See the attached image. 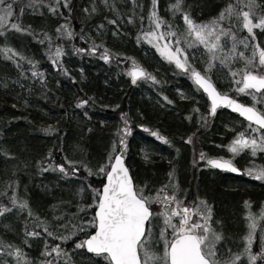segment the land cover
Listing matches in <instances>:
<instances>
[{"label":"trees","instance_id":"obj_1","mask_svg":"<svg viewBox=\"0 0 264 264\" xmlns=\"http://www.w3.org/2000/svg\"><path fill=\"white\" fill-rule=\"evenodd\" d=\"M125 1L117 19L99 0H0L6 20L0 24V218L11 228L5 241L19 264H111L83 250L94 230L84 221L96 209L86 206L98 202L104 184L93 169L111 150L125 153L135 185L151 194L177 174L184 188L214 205L231 241L242 231L243 201L264 198L253 183L245 187L243 179L213 170L196 173L189 164L187 139L199 138L211 157L225 156L219 150L226 129L246 124L224 111L211 118L207 100L183 102L169 91L172 85L197 90L175 69L183 15L206 22L232 2L236 11H253L257 24L264 0ZM149 49L152 56L142 59ZM156 62L167 75L156 76L166 103L154 100L147 83L152 97L143 96L129 76L133 63L152 72ZM203 113L211 119L206 129Z\"/></svg>","mask_w":264,"mask_h":264},{"label":"rangeland","instance_id":"obj_2","mask_svg":"<svg viewBox=\"0 0 264 264\" xmlns=\"http://www.w3.org/2000/svg\"><path fill=\"white\" fill-rule=\"evenodd\" d=\"M228 1L223 0V3ZM99 2L107 12H110L115 18L121 19V9L119 7L125 4V0H99ZM251 15H253V11L249 15L236 11L232 7V2H229L228 7L222 9L220 15L214 17L208 24L204 20L196 22L186 14L183 15L181 20L178 21V28L182 34L179 42L183 37L185 50L181 47L183 52L176 53L180 63L175 64L177 66L175 69L180 71V76L184 79H187L188 75L191 76L192 70L195 69L211 82L216 83L215 80L219 82L226 90L220 91L221 94L228 95L233 91L238 94L239 99L240 97H247L252 100L251 105L254 108L264 111V96H252L250 92L241 88L242 77L247 74L264 75V71L260 66L261 63L258 60L260 54L264 52V40L260 43L255 39V36L260 37V34L263 35L264 39V20L254 24ZM246 16H249V18ZM5 22V19L0 18L1 25H4ZM147 41L152 44L151 39ZM156 49L161 51L159 47H156ZM178 50H180V47ZM148 52L152 51L149 49L141 56L142 59L145 60L147 57L152 56ZM157 62L154 63V68L150 72L151 76L148 75L142 81L134 82V84L140 93L146 92L144 93L146 95L143 96L150 98L152 97L150 96L152 94L151 89L142 86V84L147 83L154 89V94H152L154 100L165 102L168 98L162 96L164 95V85L158 83L156 76L158 73L163 78L167 75L163 72L164 70L162 71L160 65H157ZM132 66L133 68H142L137 63H133ZM167 79L164 80L172 85L171 79ZM150 81L158 85H151ZM169 91L175 95V99L180 101H194L196 104H198L196 101H199L201 104L203 103L199 99L197 90L187 91L172 85ZM156 94L157 96H155ZM193 106L196 107L195 104ZM201 112V110L198 111V113ZM199 118L204 119V129H206L211 121L210 117L203 113ZM122 130L127 132L125 127ZM226 132H229V134L227 140H223L225 145L222 150L230 152L231 155L228 160L233 161V159L239 158L242 162L248 163L245 165L246 170H244V176L247 180L244 182L245 187H251L250 183L264 186V170L257 166L252 167L255 161L264 158V134L254 127L241 126V124L234 128H227ZM244 138L247 139L246 144H243ZM187 142L190 150L189 164L196 173H199L203 170L202 168H206L209 158L201 145H198L199 138H189ZM123 150L126 151V147H123ZM140 153L144 160L149 159V154L146 151L142 150ZM115 154L116 150L109 151L105 164L93 169L97 178L101 179L105 176L106 168L110 167ZM123 155L126 156L124 152ZM165 184L164 187L158 188L154 194L149 193L144 186L139 188L138 196L145 200L155 213L147 230L148 238L139 246L143 264H168L169 241H172L178 231V225L170 216L171 210L173 211L175 207L183 214H185L183 212L184 208H187V221L190 220V222L183 225L182 228L185 232L194 233L199 237L204 255L212 264H264V259L256 258L259 248L264 252V199L259 202H252L248 198L243 202V215L246 217L245 231L241 238L235 237V241H231L223 234L221 225L218 227L217 224H213L214 213L212 207L207 200L201 197L199 192L191 193L189 189L184 188L179 181V176L174 173L167 176ZM90 203L89 206H86L89 209L98 204L97 202L95 204L92 200ZM1 220H3L2 217L0 218V264H19L17 258L11 252L13 246L10 242L5 241L9 237L11 228ZM84 226L94 229L95 218L91 216L85 219ZM240 243H242L243 248L245 247L246 254L242 248L236 251L232 250L238 247ZM24 264L35 263L29 260L28 263L25 262Z\"/></svg>","mask_w":264,"mask_h":264},{"label":"water","instance_id":"obj_3","mask_svg":"<svg viewBox=\"0 0 264 264\" xmlns=\"http://www.w3.org/2000/svg\"><path fill=\"white\" fill-rule=\"evenodd\" d=\"M133 81L144 77V72L134 69ZM193 82L206 95L214 114L217 109L236 114L242 120L264 130V117L255 108L221 94L215 85L201 73L192 75ZM243 88L255 93L264 91V77L248 75L243 78ZM246 140H244V143ZM209 166L223 172L241 176L243 172L233 164L215 159ZM152 211L136 195L133 179L121 154L110 167L101 189L95 210L96 229L85 240L84 250L89 255H107L112 264H142L138 246L142 242ZM169 264H211L203 255L200 242L194 234L177 237L168 251Z\"/></svg>","mask_w":264,"mask_h":264},{"label":"flooded vegetation","instance_id":"obj_4","mask_svg":"<svg viewBox=\"0 0 264 264\" xmlns=\"http://www.w3.org/2000/svg\"><path fill=\"white\" fill-rule=\"evenodd\" d=\"M259 62L263 65V63H264V54L262 56H260ZM233 162L234 163H237L235 160H233ZM255 185H256V189H258V190L263 189L264 190V186H261V185H258V184H255ZM201 197L203 199L207 200L204 196H201ZM263 199L264 198H261V199L257 200V202H259L260 200H263ZM246 200H248V199H245L244 201H246ZM251 201L252 202H256V200H252V199H251ZM207 202L212 207V210H213V213H214L213 219L220 223L221 221L215 215L214 205L211 202H209L208 200H207ZM183 212L185 214H183L177 207H175V208H173V211L171 210V213H170V216L172 217L173 221L175 222L176 225H178V231H177V234L178 235H181L183 233H186L184 231V229L182 228V226L185 225V224H188L190 222V220L187 221V215H186V213L188 212L187 208H184ZM243 212H244V210L242 211V231H241V234L237 236V238H241V236L244 234V231H245L246 217H244ZM175 217H177V218H175ZM222 231L224 232V230H222ZM223 234L225 235V232ZM174 236H175V234H174ZM174 239H175V237H174ZM241 248L244 249V253L246 254L247 252L245 250V247L243 248L242 243H240L238 247H236L235 249H232V250H235L236 251V250H239ZM256 258H262V259H264V252L260 248H259L258 252L256 253Z\"/></svg>","mask_w":264,"mask_h":264}]
</instances>
